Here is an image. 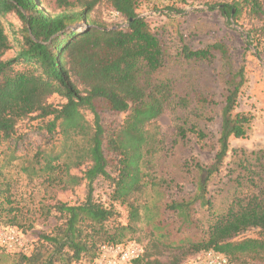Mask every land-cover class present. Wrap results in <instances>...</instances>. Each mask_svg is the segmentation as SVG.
<instances>
[{
    "label": "trees",
    "instance_id": "1",
    "mask_svg": "<svg viewBox=\"0 0 264 264\" xmlns=\"http://www.w3.org/2000/svg\"><path fill=\"white\" fill-rule=\"evenodd\" d=\"M142 4L143 0H55L54 12H47L38 0H0V227L25 233L39 219H56L32 251L12 253L13 264H76L85 259L93 264L104 245L136 240L138 223L162 229L151 196L162 195L155 176L156 159L164 148L157 119L168 109L188 108L191 101L186 96L174 101L172 81L155 76L166 66L169 52L159 31L140 13ZM101 5L116 11L126 25L97 18L94 13ZM167 8L168 13L184 12L175 5ZM209 9L235 22L245 11L253 15L260 25L248 30L245 44L260 56L262 0H232ZM9 14L17 15L22 25L14 31L16 55L5 58L14 47L2 19ZM216 52L223 62L217 138L195 123L177 126L180 137L193 133L203 149L214 153L213 160L195 159L193 168H186L196 172L195 193L167 205L186 228L200 227L199 211L207 210L211 220L198 239L174 241L163 232L152 237L133 264H181L209 250L223 253L228 264H264V153L235 150V159L228 161L231 141L247 137L254 119L251 111L240 109L248 81L245 64L236 66L228 47L219 41L197 49L183 44L179 54L188 61L209 62ZM54 94L66 101L49 102ZM198 103L209 101L199 97ZM103 110L125 117L117 127L107 128ZM27 118L38 120L41 142L35 144L19 133V123ZM229 164L238 171L234 193L226 206L217 207L209 187ZM101 177L112 187L110 203L94 195ZM24 181L31 192L21 190ZM82 185L87 187L82 201L58 197ZM144 196L147 199H141ZM116 205L126 207V223L120 221ZM253 230L255 235L241 236ZM166 251L169 258L163 261Z\"/></svg>",
    "mask_w": 264,
    "mask_h": 264
},
{
    "label": "rangeland",
    "instance_id": "2",
    "mask_svg": "<svg viewBox=\"0 0 264 264\" xmlns=\"http://www.w3.org/2000/svg\"><path fill=\"white\" fill-rule=\"evenodd\" d=\"M55 0H38V6L47 12H54ZM232 0H143L140 13L145 16L159 31V35L169 52V59L166 66L155 74L159 78H168L173 83L174 101L180 96H186L191 101L186 109H168L162 114L157 122L160 127L161 138L164 147L160 156L156 159L155 176L161 183L162 195L156 196L152 193L154 204H157V220H161L162 229L157 230L154 225L145 222L138 223L139 231L135 234L137 242L143 246L152 237H157L163 232L170 240H179L187 237L198 239L203 236V230L208 227L211 216L207 210L199 211L200 227L193 226L186 228L181 226L177 215L172 212L167 205L173 201L189 198L196 191V172L188 171L189 166L193 168L195 159L210 163L214 153L203 149L198 143L195 135L188 132L186 138H182L177 133V126L185 124L189 126L196 124L214 139L217 138L221 123L222 93L223 84L221 82L222 59L220 53L216 52L212 61H188L184 59L179 51L183 44L193 49L205 47L213 42H222L230 50V56L236 66L244 63L248 81L244 88V94L240 99V109L251 111L254 119L247 137L233 139L231 141V153L228 161H233L234 151H246L264 153V40L260 56L254 47L246 49V37L248 30L260 23L249 14L248 11L238 19L228 20L220 10H210L209 5L230 2ZM263 4H264V0ZM177 6L183 9L182 14L168 13V8ZM168 13V14H167ZM166 14V15H165ZM94 15L109 24L118 23L126 25V21L116 11L107 5H101ZM5 22L7 32L12 39L14 47L5 58L16 55L18 45L15 41L14 31L21 27L22 23L15 14H9L2 18ZM203 97L209 103L200 104L198 98ZM66 100L59 94H54L49 98V102L56 105L64 103ZM102 123L107 128L117 127L124 119L125 115L109 110L101 111ZM90 120L92 114H88ZM38 120L27 118L18 125L19 133H24L33 143L41 142V134L36 130ZM228 163V162H227ZM233 164L226 165L222 173L210 184V195L213 197L217 207L226 206L234 193V179L238 171H232ZM111 185L104 178H98L94 184V195L97 199L110 203ZM31 186L23 182L21 190L29 193ZM87 194L86 185L77 187L71 191L58 193V197L66 202L77 203L82 201ZM147 197L144 196L141 199ZM151 198V197H150ZM153 204V206H154ZM122 216L120 221L127 222L128 211L126 207L116 205ZM156 220V221H157ZM56 224V219L52 216L47 220L39 219L35 222L33 229L23 233L28 252L32 251L39 235L44 231H49ZM252 232H244L241 236L255 235ZM202 252V251H201ZM200 253V252H199ZM194 255L184 259L181 264H190ZM15 254L8 253L0 248V264H13ZM169 252L166 251L161 259L167 261ZM76 264H92L88 260H82Z\"/></svg>",
    "mask_w": 264,
    "mask_h": 264
},
{
    "label": "built area",
    "instance_id": "3",
    "mask_svg": "<svg viewBox=\"0 0 264 264\" xmlns=\"http://www.w3.org/2000/svg\"><path fill=\"white\" fill-rule=\"evenodd\" d=\"M0 246L8 253L28 252L23 233L13 226L0 227ZM144 253V246L137 242L118 245H104L93 264H133ZM221 252L202 251L193 256L190 264H228Z\"/></svg>",
    "mask_w": 264,
    "mask_h": 264
}]
</instances>
